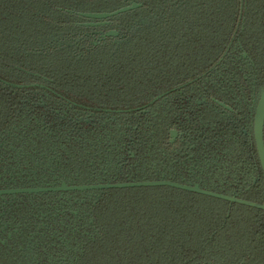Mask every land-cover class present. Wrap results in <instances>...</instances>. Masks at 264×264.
I'll return each instance as SVG.
<instances>
[{
	"label": "trees",
	"instance_id": "16d2710c",
	"mask_svg": "<svg viewBox=\"0 0 264 264\" xmlns=\"http://www.w3.org/2000/svg\"><path fill=\"white\" fill-rule=\"evenodd\" d=\"M263 87L264 0H0V264H264Z\"/></svg>",
	"mask_w": 264,
	"mask_h": 264
},
{
	"label": "water",
	"instance_id": "95a60500",
	"mask_svg": "<svg viewBox=\"0 0 264 264\" xmlns=\"http://www.w3.org/2000/svg\"><path fill=\"white\" fill-rule=\"evenodd\" d=\"M140 6H141L140 3L132 2L131 4L121 7L113 12H101V13L85 12V13H80V15L85 18H89V19L101 20V19H106L108 17L118 15L120 13H124L130 10L136 9ZM98 24L99 23H90V25H98ZM214 101L218 103L220 106L230 110V108L224 103L219 102L217 100H214ZM263 127H264V87L257 101V105H256L255 112H254V118H253L254 141H255L260 165H261L263 175H264ZM170 135H171V141H173V139L176 137V131L171 130Z\"/></svg>",
	"mask_w": 264,
	"mask_h": 264
},
{
	"label": "flooded vegetation",
	"instance_id": "af4514ba",
	"mask_svg": "<svg viewBox=\"0 0 264 264\" xmlns=\"http://www.w3.org/2000/svg\"><path fill=\"white\" fill-rule=\"evenodd\" d=\"M134 2V1H132ZM131 2V3H132ZM130 3V4H131ZM137 3V2H136ZM141 4V3H140ZM129 5V4H128ZM126 6V5H125ZM124 7V6H123ZM119 9V8H118ZM117 10V9H116ZM115 11V10H114ZM113 12V11H112ZM80 13H85V12H79L78 14L80 15ZM92 13H101V12H92ZM81 16V15H80ZM83 17V16H82ZM85 18V17H84ZM110 17L106 18V19H101V20H95V19H88L87 21L82 22L81 24H83L86 27H92V28H96L95 30L92 31V37L95 39L93 41L94 45H98L101 44L103 42H106L107 40H111L112 42H114L115 44H119L120 42L124 41L126 39V33L125 32H121L118 29H115L112 27L111 25V21L109 20ZM145 20H141V23H144ZM90 23H99L98 25H90ZM106 27V28H105ZM56 39H58V41L61 43L64 42L66 39L69 40V44L72 42V40H74L75 38H73V36H69L66 34H60L58 36H56L53 41H55ZM75 41L77 43H79V39H75ZM58 43L57 46H61L62 44ZM66 44V43H65ZM53 46V43L51 44ZM81 50L82 47L79 49V51L77 52L78 54H81ZM262 92V91H261ZM261 94V93H260ZM260 96V95H259ZM259 99V98H258ZM216 100V99H214ZM218 101V100H217ZM258 101V100H257ZM221 102V101H219ZM223 103V102H222ZM225 104V103H224ZM226 105V104H225ZM257 105V103H256ZM228 106V105H227ZM229 107V106H228ZM230 108V107H229ZM256 108V107H255ZM229 110V109H228ZM231 110V108H230ZM255 112V111H254ZM254 118V117H253ZM254 136V135H253ZM255 142V141H254ZM256 146V145H255ZM258 155V153H257ZM260 162V161H259Z\"/></svg>",
	"mask_w": 264,
	"mask_h": 264
},
{
	"label": "rangeland",
	"instance_id": "374dc122",
	"mask_svg": "<svg viewBox=\"0 0 264 264\" xmlns=\"http://www.w3.org/2000/svg\"><path fill=\"white\" fill-rule=\"evenodd\" d=\"M180 1H181V0H178V2H180ZM68 42H69V40L66 39L64 42L61 43V41L59 42L58 39H56V40L54 41L53 46H57L58 43H61V44H65V43H66V44H68ZM50 43H52V42H50Z\"/></svg>",
	"mask_w": 264,
	"mask_h": 264
}]
</instances>
